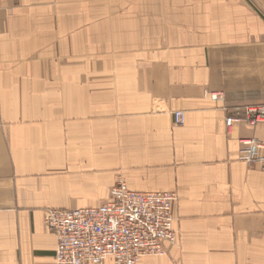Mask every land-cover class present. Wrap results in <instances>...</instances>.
I'll return each mask as SVG.
<instances>
[{
	"label": "crops",
	"instance_id": "crops-1",
	"mask_svg": "<svg viewBox=\"0 0 264 264\" xmlns=\"http://www.w3.org/2000/svg\"><path fill=\"white\" fill-rule=\"evenodd\" d=\"M261 106L264 0H0V264H56L45 211L119 181L177 194L176 246L139 264H264V170L238 160L264 125L224 123Z\"/></svg>",
	"mask_w": 264,
	"mask_h": 264
},
{
	"label": "built area",
	"instance_id": "built-area-1",
	"mask_svg": "<svg viewBox=\"0 0 264 264\" xmlns=\"http://www.w3.org/2000/svg\"><path fill=\"white\" fill-rule=\"evenodd\" d=\"M216 101L221 95L210 94ZM174 126H182L184 113L172 115ZM227 131L235 126L264 125V106L238 108L225 118ZM238 160L258 162L264 170V141L246 139ZM175 192H136L124 182L111 187L107 201L89 209L46 210L44 225L56 238V264H139L146 257H159L177 244L173 206Z\"/></svg>",
	"mask_w": 264,
	"mask_h": 264
}]
</instances>
